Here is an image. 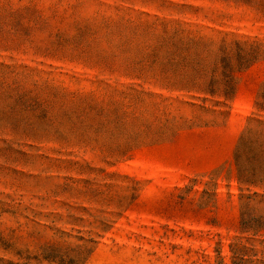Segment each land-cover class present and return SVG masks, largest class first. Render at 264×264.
<instances>
[{"label": "rangeland", "instance_id": "rangeland-1", "mask_svg": "<svg viewBox=\"0 0 264 264\" xmlns=\"http://www.w3.org/2000/svg\"><path fill=\"white\" fill-rule=\"evenodd\" d=\"M263 95L264 0H0V264L264 254L233 160Z\"/></svg>", "mask_w": 264, "mask_h": 264}, {"label": "trees", "instance_id": "trees-1", "mask_svg": "<svg viewBox=\"0 0 264 264\" xmlns=\"http://www.w3.org/2000/svg\"><path fill=\"white\" fill-rule=\"evenodd\" d=\"M257 109L263 112L264 105L257 104ZM254 123L255 127H247L240 135L233 160L241 192L239 197L241 233L257 236L264 230V122ZM231 253L233 264H263L261 260L264 259V254L253 249H238L237 245H232Z\"/></svg>", "mask_w": 264, "mask_h": 264}]
</instances>
